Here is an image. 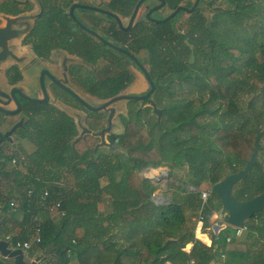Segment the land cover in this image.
Segmentation results:
<instances>
[{
  "label": "trees",
  "instance_id": "1",
  "mask_svg": "<svg viewBox=\"0 0 264 264\" xmlns=\"http://www.w3.org/2000/svg\"><path fill=\"white\" fill-rule=\"evenodd\" d=\"M37 1L42 12L25 40L35 54L48 59L53 51L63 50L91 63L110 54L107 58L112 57L116 66L122 67L123 77L115 76L113 81L100 78L96 87L90 88L91 95L105 100L121 94L125 85L120 86L115 81L133 80L131 76L124 77L125 65L130 59L98 42L72 19L69 8L74 0ZM138 1L111 0L108 6L119 17L130 18ZM222 1L226 8L214 13L208 11L206 14L204 6L210 8L211 5L209 1L200 0L194 12L181 11L168 22L157 23L138 17L127 32H114L113 40L122 42V47L133 55L146 54L144 64L157 86L154 102L162 111L161 122L157 116L149 121L147 116L154 114L153 109L135 108L137 102L132 101L130 118L121 116L123 133L108 136L110 144L123 151L101 153L95 150L100 139L90 134L80 137V130L71 115L50 103L26 102L24 111L28 116L17 133L23 139H30L35 150L28 159L25 157L26 163L22 166L25 171L17 166L8 170L3 168L4 160L9 157L10 161L12 155L5 156L0 147V237L10 236L15 242L32 241L36 234L34 216L39 215L38 209L42 207L34 198L28 197L27 191L46 187L51 195L47 203L60 200L65 212L56 222L51 218L43 220L39 215L40 245L45 249L52 248L56 263L68 264V255L74 254L77 257L83 255L85 259H79L78 264H87L90 257L98 258L97 252L106 259L109 257L110 264H188L190 260L208 264L215 257L210 249L195 240L193 228L189 226V213L202 218L204 229L210 227L212 215L223 209L219 198L211 192L212 185L245 167L254 150L256 124L264 130L259 116L251 118L247 114L246 120L254 125L251 129L235 130L213 124L212 140L201 132L198 119L208 114L207 103L226 101V112L238 114L239 92L247 90L245 80L251 81L264 99V38L257 39V36L264 37V29L258 33L256 27L257 20L264 17V0ZM165 2L166 7L162 10L174 11L181 5L191 8L195 0ZM34 3L28 2L22 9L16 0H0V14L17 16L24 9H32ZM162 10L153 16L164 18L159 15ZM184 16L188 18L179 24ZM260 26L264 28V23ZM243 55H247L246 59ZM123 57H127L128 62ZM109 81L114 82V86ZM174 83H194L198 88L199 107L179 97V91L170 88ZM202 95H208V101ZM19 116L7 115L5 124L15 125ZM84 121L93 132L107 126L106 118L100 112L91 113ZM157 130H162V134L158 135ZM164 135L168 136L167 142L163 141ZM261 146L252 172L234 187V196L240 201L264 193V141ZM171 162L176 167L191 168L190 178L194 182L191 185L196 191L180 187V193L172 195L168 203L156 204L151 200L155 186L152 181L140 178L138 171ZM62 170L73 182L68 189L57 185ZM204 193H210L206 201L202 198ZM211 195L219 200L218 204ZM15 196L18 205L12 210L10 203ZM105 196L111 199V211L99 213L98 203ZM15 210L22 213L21 231L11 235L7 224L13 219L11 213ZM250 221H257V225L248 228L257 230L262 236L264 209L255 213ZM80 227L85 229L83 237L76 234ZM194 241L192 252L184 251L186 245ZM216 241H226V236L219 234ZM238 245L227 243V250ZM240 245L244 248L241 256L247 259L250 251L243 243ZM262 262L257 256L253 264Z\"/></svg>",
  "mask_w": 264,
  "mask_h": 264
},
{
  "label": "rangeland",
  "instance_id": "2",
  "mask_svg": "<svg viewBox=\"0 0 264 264\" xmlns=\"http://www.w3.org/2000/svg\"><path fill=\"white\" fill-rule=\"evenodd\" d=\"M29 2H33V0H28ZM26 1V2H28ZM86 2V0H74V2ZM206 2L209 1L210 3V8H207L206 6H204V10L206 11V14H208V11H212L213 13L215 12V10L217 9H223L226 8L225 3L222 0H213L214 2H211L212 0H205ZM25 2V3H26ZM158 2L157 1H150L148 4L144 5L141 9V13H139V17L142 19L144 18L146 11L148 10V8L157 5ZM27 6V4L22 5L20 8H25ZM207 8V9H206ZM26 10V9H25ZM172 11L164 9L160 12L159 15L165 17L168 16ZM40 14V9L38 4L35 2L33 4L32 9L26 10L24 13L22 12L19 15H31V16H37ZM92 15V14H91ZM207 16V15H206ZM210 16V14H209ZM186 18H188L187 16H184L183 20L179 21V24H183L186 20ZM37 18H33L31 20L32 25H34L35 20ZM4 23L0 25V28H4L6 26V21L3 20ZM123 24L126 25L129 21V18H124L122 19ZM257 30L258 33L260 31H262L264 28H262L260 26V24L264 23V17H260V19L257 20ZM30 28V27H29ZM27 28V26H21V24L18 23H14L13 24V29H17V31H21L24 29L25 33L18 35H15V38H13L12 40H8L7 41V45L8 48L11 52V54L8 55V57L6 58V60L4 62H2L1 64V71L6 70L10 65H12L14 62H18L20 63L22 68H24V66L28 65L30 66L28 68V70L24 71V74L26 76V82H25V86H26V92L28 94L31 95H39L40 94V90H37V85L39 84L38 79L40 81L39 86H42L41 84V76H42V72L40 74V71L44 68H50L52 67L51 65L54 63H57V66L59 68V58H57L56 56H52L51 60H43V59H39L36 57V55L33 53L32 49L30 48V46H21V41L22 39L25 37V35H27L29 32H31L32 27L29 29ZM29 29V30H28ZM261 38H264L262 36H257L258 40H261ZM0 39H3L2 34L0 35ZM7 40V39H6ZM1 41V40H0ZM2 52V48L0 47V53ZM13 54V56H12ZM142 57L146 58V54L143 53ZM243 57L246 59L247 55H243ZM21 58L26 59L25 62H21ZM125 58L124 60H126V62H128L127 57H123ZM72 60H70V63H72L71 61H73V63L77 64V63H81L82 62L79 61L77 58H71ZM193 61V58L190 59V62ZM241 62L244 64V60ZM241 62H239V64H241ZM31 63V64H30ZM130 65V64H129ZM105 67V61H101L97 66V72L101 73L102 70ZM245 67L243 66V69ZM90 67H86L84 66V76L86 75H90ZM252 68H246L245 70H249L251 71ZM104 72V71H103ZM252 73V72H251ZM0 74L3 75L4 80L5 75L3 74V72H1ZM40 76V78H39ZM242 78H244L242 76ZM49 83V79H46L45 81V86H48ZM245 84L247 86V90L243 93L239 92V112L238 114H234V115H230L229 113L226 112V108H227V102L225 101H216L211 103H207L206 104V108L208 110V114L206 113L204 116H200L198 121L201 123L202 125V129L201 132L203 134V136H206V138L211 139L213 138V134L215 133V128L213 127V124H219L220 126H228L232 129L235 130H240L241 128H247V129H251L253 128V122H251L250 120H246V115H250L251 118H256V117H260L261 122L264 123V99H263V95L260 93V90L258 88H256L255 86H252L251 81L248 82L245 80ZM2 82L0 80V89L3 90H9L7 88V86H2ZM10 88V87H9ZM148 88V83L146 81V79L144 77H142L141 75L137 78L136 83L128 90L126 91L127 94H141L144 93V91H146V89ZM174 92H178L179 91V97H181L183 100H186L189 103L193 104L194 107H199V102H198V92H197V87H195L194 83L189 84H179V83H174L171 87H170ZM40 89V87H39ZM207 94V93H206ZM81 96L92 106H97L100 105L101 103H103L104 101L98 100L92 96L86 95L85 92L81 91ZM203 96V95H202ZM204 100L208 99V95L203 96ZM152 99L154 100V98L152 97ZM180 99V98H179ZM186 101L184 103H186ZM208 101V100H207ZM50 104L52 106H54L56 109H59L61 111H64L66 113H68L69 115L75 117L73 114V112H71L70 110H66L65 107H63L62 105H60L58 103V100H56L55 98H52L50 101ZM187 104V103H186ZM127 102H121L119 105H115L114 107L116 108V111L118 112V117L116 115V118L114 119V124L111 130V133H115V134H120L123 133V127L121 125V116L122 115H126L127 114V110L128 107H126ZM122 106V108H121ZM135 108H144V107H149L147 105H142L141 102H139L137 105H134ZM82 110V109H81ZM122 111L121 114L119 113V111ZM85 113H82L81 111H77L80 113L81 118L84 121V118L87 114H90V112L82 110ZM211 111V112H210ZM100 114H102L103 116H105V112H100ZM120 114V115H119ZM107 118V116L105 117ZM148 120L151 121V119H156V115L152 114V116H147ZM126 119V118H125ZM2 130H4L5 128L2 127ZM158 131V135L162 134V130H157ZM264 134L261 137V141L260 143H262V141H264ZM107 141L108 140V136H106ZM15 142L14 144H12L11 146H9L7 143H5V145L3 146V154L5 156H10L12 155V157L14 155H17L18 157H20L19 154H23V156H25L27 159L30 156L31 153H33V151L35 150V145L32 143V141L28 138H21L17 133L14 136ZM163 141L167 142L168 141V136L164 135L163 137ZM101 153H109L111 151H109L107 148H102L100 149ZM22 156V155H21ZM171 164L174 166V163H165L163 166L158 167L159 169H164L168 172V176L161 179L162 182L160 183L159 180H156L157 182H154V186L157 188L159 187L160 190H162L161 192L165 194L166 197H170L172 195H176L179 194L180 191L179 190V186H186L187 190L189 191V188L192 187V183H194L191 178H190V173H189V169H191L188 166H184V167H176V166H171ZM4 169H13L14 167L12 165H10L9 163V157L8 159L6 158L4 160V165H3ZM153 168V167H150ZM23 169V168H20ZM157 169V168H155ZM140 175V173H139ZM142 175V173H141ZM142 178H148L151 179L149 177H142ZM63 180V181H62ZM61 183L63 184H68V186L72 185V183L69 181V177H67L65 175V170H62L61 173V178H60ZM70 184V185H69ZM206 196V195H205ZM212 196V200L215 203H219V200L214 196ZM189 213V212H188ZM192 213H189V216H191ZM225 212L223 209H220L218 211V215H219V219L222 222L223 220V216H224ZM193 217H197L198 219V215H193ZM193 226V224H192ZM229 227L230 230V226ZM73 258H75V255H73Z\"/></svg>",
  "mask_w": 264,
  "mask_h": 264
},
{
  "label": "water",
  "instance_id": "3",
  "mask_svg": "<svg viewBox=\"0 0 264 264\" xmlns=\"http://www.w3.org/2000/svg\"><path fill=\"white\" fill-rule=\"evenodd\" d=\"M16 1L20 3H25L28 0H16ZM33 1L38 4L40 13H41L42 12L41 4L37 0H33ZM147 1H150V0H139L137 2L134 8V11L129 19V23L126 27L123 26L122 19L115 13H111L109 11L105 12L101 9H97L96 6L99 4V0H91L92 3L89 6L74 3L71 5L69 9V14L72 17V19L75 22H77L81 26V28L84 29L87 33H89L91 36H93L98 41L129 56L135 62V64L139 67V69L142 71L145 79L149 82V85H150V89L148 91L146 90L147 92L144 91V93H141V94H125V93L123 94L122 93L115 97H112L109 100L104 101L100 105L92 106L85 99H83V97L79 96L73 90L61 84L62 88H64L71 96L77 99L82 105H84L90 111L92 112H103L104 111L109 114L106 120L107 126L98 132H93L86 125H84V121L81 118V115L79 112L71 111L74 113L73 115L75 117L73 116L72 117L75 119L76 124L80 130V135H79L80 137L90 134L100 139L99 143L95 147V150H99L101 148H107L111 152H114L116 150L123 151L122 148L111 145L110 142L107 141V138H106V136H108L111 133V130L114 124V119L116 118V115L118 113L116 111V108L114 107L115 105L117 104L119 105L121 102L128 101V100H137L141 102L142 105H147L153 109L154 114L157 116L158 122H161L162 111L157 107L156 103L152 99L153 94L155 90L157 89V86L151 79L148 71L145 69L142 63L139 62L138 59L134 55H132L130 52H128L127 50L120 48L117 45H114L113 43H110L109 41L101 37V35H99L95 31L87 27L85 24H83L78 19L77 15L75 14V9L79 8V9L96 10V11L100 10L101 12L107 13L108 16H111L112 18H114L122 29L129 30L134 25L136 19L138 18V14H139V11L142 5ZM156 1H158L159 3L149 10V12L147 13V18L157 23L168 22L172 20L174 17H176L178 13L181 11L186 12V13L194 12L198 8V4L200 2V0H195L191 8H187L186 6L181 5L177 7L174 11H172L170 15H168L166 18L162 20H156L151 17L152 13H155L166 7L165 0H156ZM211 2H214V1L212 0ZM39 15L37 16L35 15L34 16H31V15L30 16L29 15L28 16L27 15L10 16V15L0 14V17L6 21V26L4 28H0V35L2 34V37H3V39H0L1 40L0 47L2 48V52L0 53V68H1L2 62H4L6 58L8 57V55L11 54L8 48V45H7V41L15 38L16 34L21 35L25 33L24 30H27V29L22 30L23 33L21 31H17V29H13V24L19 22L21 26H27V28L29 27L33 28L31 20L35 17L38 18ZM45 72L46 71H44L41 76V84H42L43 95H44L43 98L31 97L30 95L23 93L18 88H14L11 92L0 89V112L4 113L5 115H13V114L18 113L21 105L19 101L17 100V97H16L17 95L21 97L22 99H25L32 103H40V104L50 103V96L45 89V85L43 81V76ZM50 77L57 84L60 83L59 81H57L55 77H52V76ZM12 98L14 99L17 105V109H9L6 106H4L5 104H7L6 102L11 101ZM23 127H24V119L22 118L15 125L11 126V128H5L4 130L0 129V147H1V144L6 140L10 142L13 141V138L17 130ZM256 130H257V135L255 139L254 150H253V153L250 159L246 162L245 167L237 172L228 174L221 181L212 185L211 192L216 194V196L221 201L223 210L225 211V214L223 216V222L228 226L243 227L245 226L246 222L250 220L251 217L255 213H258L264 209V193H261L258 196L252 199L246 200V201H240L236 199L234 196V187L250 175V173L253 170L254 165L257 163L258 154L262 149L260 141H261L262 135L264 134V130L261 129L258 123L256 124ZM206 194L209 195L210 193H206ZM220 227L221 226H218V228ZM51 250L52 248L49 247L48 249H46L45 253L37 256L33 261H28L26 257L27 251L23 249L15 248L12 242L9 240L0 239V256L7 260H12L14 264H39L44 259L45 255Z\"/></svg>",
  "mask_w": 264,
  "mask_h": 264
},
{
  "label": "flooded vegetation",
  "instance_id": "4",
  "mask_svg": "<svg viewBox=\"0 0 264 264\" xmlns=\"http://www.w3.org/2000/svg\"><path fill=\"white\" fill-rule=\"evenodd\" d=\"M110 1L111 0H99V4L96 6V8L97 9H101V10H103L105 12L106 11H109L111 13H115L108 6V4L110 3ZM28 2L21 3V6L27 4ZM74 3H78V4H82V5L89 6V5H91L92 2H91V0H86V2H83L82 1V2H74ZM153 7L154 6L148 8V10L146 11V14H145L144 17L147 18V13ZM141 9H142V7H141ZM141 9H140L139 13H141ZM25 11L26 10L24 9L21 12L24 13ZM75 14L77 15L78 19L83 24H85L87 27H89L90 29H92L93 31H95L96 33H98L99 35H101V37H103L105 40L109 41L110 43H113L114 45H117L120 48H123V49L127 50L126 47H122V45H123L122 42L113 40V34H114V32H116L118 30H121L123 32H127L128 30L122 29L120 27V25L117 23V21L114 18H112L111 16H108L107 13L101 12L100 10H97L96 11V10H86V9L76 8L75 9ZM139 15L140 14H138V17H139ZM153 15H154V13H152L151 17L154 18V19H156V20H162V19H164V18L167 17L166 16V17H164L162 19H159V18H155ZM120 18L121 19H124L122 17H120ZM3 20L4 19H2L0 17V25L4 23ZM128 23H129V21H128ZM128 23L126 25L123 24V26L126 27L128 25ZM29 34H30V32L27 35H25V37L22 39L21 46H26V47L27 46H30V48L32 49L33 53L35 54V52H34L32 46H31V44L25 42V40H26V38H27V36ZM98 42H100V41H98ZM100 43H102V42H100ZM106 46L109 47V48H111L112 50H114L117 53L119 52L121 54H124V53H122L120 51L115 50L114 48H112V47H110L108 45H106ZM53 55L56 56L57 58H59V64H58L59 65V68L57 66V63H54V64L51 65L52 67H50V68H45V69L43 68L40 71V74H41V72L43 73L44 71H46L45 74H44V76H43V81H44V85H45L46 79H49L48 86H45V89H46L47 93L50 96V101H51L52 98H55L56 100H58V103L60 105H62L63 107H65L66 110L75 111V112L76 111H81L82 113H85V112L82 111V110H85V111L90 112V114L91 113H95V112H92L90 110H87L84 105H82L77 99H75L64 88H62L61 84L64 85V86H66L67 88L73 90L79 96H81V91L85 92L86 95L92 96L91 95L92 93H91L90 88L91 87H96V83H98V81L100 80V78H101L102 81H106L107 78H109L108 80L112 79V81H113V80H115V76L123 77V74H121L122 67L121 66H116V64H115L116 61L112 57L111 58H107L110 54L108 56L101 57L97 61V63H91L88 60H84V59L80 58L79 56L69 54L68 52L63 51V50L62 51H53L51 53V55L49 56L48 59L40 58L37 55H36V57L39 58V59H43V60H49V59L51 60V57ZM134 56L138 59L139 62L142 63V65L145 67V69L148 71V73L150 75V72H149L148 68L144 64L146 58L142 57V54H140V55H134ZM73 57L74 58H77L79 61H81L82 62V65H81V63L80 64L79 63L75 64V63H73V61H71L72 63H70V60H72L71 58H73ZM127 57H128V59H130V63H129L130 65L129 64L128 65L127 64L126 65L124 64L125 65V68H126V71H125L126 74L124 75V77L125 78H128V76H131L133 80L131 82L125 80L123 83L121 81H115V83L118 82L117 84H119L120 86L125 85V87H123L122 90H121V94L122 93L123 94L124 93L127 94L126 91H128L136 83V80H137V78L140 75L142 77H144L142 71L135 64V62L129 56H127ZM21 59H22L21 62H23V63L26 60L24 58H21ZM101 61H105V67L103 69H101L102 72L99 73V72H97L96 66ZM121 63H123V62H121ZM124 63H125V61H124ZM21 66H23V65H21L18 62L17 63L14 62L12 65H10L4 71H1V68H0V73L3 72V74L5 75V78H6L5 79L6 80V83L4 84V86H7V88L9 89L7 91L8 92H11L14 88H18L23 93H25L27 95H30L31 97L43 98V96H44L43 95V88H42V86H39L40 89L38 87V85L40 84L39 79H38L39 84L37 85V90L38 91L40 90V94L39 95H31V94H28L26 92L25 82H26V79L27 78H25V76H24L25 75L24 74V71L25 70L27 71L30 66L26 65V66H24V68H22ZM84 66H86V67L89 66L91 68L90 69V75L84 76V74H85L84 73ZM50 76L55 77L57 79V81H59L60 83L57 84ZM150 77H151V75H150ZM39 78H40V76H39ZM94 80H95V82H94ZM92 81H93V83H92ZM111 82L109 81V84ZM147 83H148V88L146 90L148 91L150 89V85H149V82L148 81H147ZM111 84H112V86H114V82L111 83ZM104 91H107V90L104 89ZM156 91H157V89L155 90V92ZM155 92H154V94H155ZM16 97H17V100L19 101V103L21 105L19 112L16 113V114L20 115L19 116L20 117V120L23 118L24 119V123H25V119L28 116L25 113V111H24V107L26 106L27 100L22 99L18 95ZM92 97L98 99L95 96H92ZM98 100H101V99H98ZM106 100H109V99H105V100H101V101H106ZM132 101H136L137 104L139 103V101H137V100H128V101H126L127 102L126 107H128V109H126L127 110L126 116L128 118H130V116H131V108L133 106ZM6 103L7 104H5L4 106H6L7 108H9V109H17V105H16V103H15V101H14L13 98L11 99V101L6 102ZM137 104H135V105H137ZM121 112L122 111L120 110L119 113L121 114ZM90 114H87L85 117L90 116ZM13 115H15V114H13ZM104 115H105L104 117L107 116V118L109 116V114L107 112H105ZM6 116L7 115H5L4 113H1L0 112V129L2 127H4V128H11V126L8 127L9 125L5 124ZM117 117H118V115H117ZM107 118H106V120H107ZM5 126H7V127H5ZM110 134H112V133H110ZM14 142H15V139L14 138H13V141H11V142L8 141V140H6V141H4L1 144V148L3 149V146L5 145V143H7L9 146H11L12 144H14Z\"/></svg>",
  "mask_w": 264,
  "mask_h": 264
},
{
  "label": "crops",
  "instance_id": "5",
  "mask_svg": "<svg viewBox=\"0 0 264 264\" xmlns=\"http://www.w3.org/2000/svg\"><path fill=\"white\" fill-rule=\"evenodd\" d=\"M25 78H26V76H25ZM0 80L4 86V84L6 83V80H4L2 74H0ZM84 120H85V118H84ZM84 125H85V123H84ZM19 155L21 156L23 154H19ZM13 157H18V156L14 155ZM8 170H10V169H8ZM22 170L25 171V169H22ZM142 170H144V169H142ZM140 171H138V175H139ZM139 176H140V178H142L141 175H139ZM142 179H148V178H142ZM148 180L152 181L153 185H154V182L156 183L154 178H151ZM69 181L73 184L71 178H69ZM57 185L60 187H63V188L65 187L67 189H68V187L72 186L70 184H69L70 186H68L67 183L63 184V183H61V181ZM179 187L186 188V186H182V185ZM155 188H156L155 189L156 192L162 191V190H160L159 187L157 188V186ZM189 191H196V189L192 186L191 188H189ZM163 195L165 196L164 193H163ZM203 195L205 196L206 193H204ZM203 195H202V198H203ZM206 199L203 198L204 201H206ZM12 200L18 202L17 196H15ZM169 201H170V197H167L166 203H168ZM110 211H111V199L108 198L107 196H105L103 198V200L98 203V212L99 213H108ZM38 214L41 216V218L43 220L47 219V218H51L53 221L56 222V221H59V219H60L58 217H54V218L50 217L44 209H38ZM11 215H13V219L8 221L7 225L11 231V235H17L21 231L20 225H21V221H22V213L19 210H15V211H12ZM1 217H2V215H1ZM192 224H193V226H192ZM251 225L256 226L257 221L252 222V221L248 220L244 226L245 230L242 233V235L240 237H236L234 235L235 228L230 226V230H229V227H227L228 225H226L223 222V220H222V222L220 221L218 213H214L212 215V217L210 219V227L207 229H204L203 221H200V218L197 219V217H193V216H190V218H189V226L191 228H193L195 240L202 243L206 248L210 249V252H212L215 255L214 258H211V260L209 261L208 264H253V262L255 261V257H257V256L261 257V259L263 261L262 264H264V234L262 236H260V234L257 233V230L252 231L251 229H249L248 227ZM218 226H221V227L218 228ZM84 233H85V229L83 227L77 228L76 234L78 237H83ZM219 234H224V236H226V241H227V236L230 235L232 237V240L230 242L216 241L218 239ZM201 236H204V238ZM0 239L6 240L3 237H0ZM232 241H234V243H231ZM195 243L196 242L194 241V242L187 244L186 247L184 248V251H186L187 253H191L194 246H195ZM227 243L239 244V245L233 246L231 248L232 250L229 251V250H227ZM241 243H243V245H245L246 248L249 249V251H250L249 252L250 255L247 259H245L241 256L242 253H244V251H243L244 248L242 245H240ZM48 248H46V249H48ZM46 249L43 248V246H41V245H37V244L33 243L32 249L30 251L26 252L27 260L33 261L37 256L45 253ZM96 254H97L96 257H98L97 259L95 257H90V260H86V263L87 264H110L109 261H107V259H109V257H107V259H106L105 256L100 254V252H97ZM73 255L74 254L68 255V259H69L68 264H78L79 259L85 261L83 255H81V257L75 256V258H73ZM101 258H103L102 261L100 260ZM56 261H57L56 256L54 254H52V250H51L50 252H48L45 255L44 259L39 264H59L58 262L56 263ZM88 261H89V263H88ZM103 261H105V262L103 263ZM0 264H14V263L12 260H7V259L0 256ZM167 264H173V263L168 262Z\"/></svg>",
  "mask_w": 264,
  "mask_h": 264
},
{
  "label": "built area",
  "instance_id": "6",
  "mask_svg": "<svg viewBox=\"0 0 264 264\" xmlns=\"http://www.w3.org/2000/svg\"><path fill=\"white\" fill-rule=\"evenodd\" d=\"M9 163L12 166H17L19 168H22V166L26 163L25 160V156H20V157H12L9 161ZM142 173V175H141ZM155 173V174H153ZM158 174H161L160 177H156ZM140 175L141 177H151L154 178L155 181L159 180V182H162V178L164 180L165 176H168V172L164 169H159L157 167V169L155 168H145L144 170L140 171ZM157 182V181H156ZM163 192V191H162ZM161 191L156 192L154 191L151 195V200L156 203V204H163L167 202V197L163 195ZM27 195L28 197H32L34 198V200L37 201V203L42 207V209H44L48 215L52 218L54 217H58L61 218L65 215V212L63 211L62 207V203L60 200L55 201L53 203H47L49 198H50V191L48 188H44L42 187L41 189L37 190V188H29L27 191ZM207 194L206 196L203 195V198L206 199L207 198ZM11 208L12 210L17 208V201L12 200L11 203ZM34 221L36 222V229H35V236L34 239L32 241H21V240H17L16 242L13 240V238H11L10 236H7L5 239L9 240L12 242L13 246L15 248H19V249H23L25 251H30L32 249V245L33 243L40 245V243L42 242V237H41V233H42V228H41V218L39 217V215L34 216ZM200 221H202V218H200ZM234 235L236 237H240L242 235V233L245 230V227H234ZM232 240V237L229 235L227 236V242H230ZM188 264H196L194 260H190Z\"/></svg>",
  "mask_w": 264,
  "mask_h": 264
},
{
  "label": "bare ground",
  "instance_id": "7",
  "mask_svg": "<svg viewBox=\"0 0 264 264\" xmlns=\"http://www.w3.org/2000/svg\"><path fill=\"white\" fill-rule=\"evenodd\" d=\"M153 174H155V173H153ZM161 176V174H158L156 177H160Z\"/></svg>",
  "mask_w": 264,
  "mask_h": 264
}]
</instances>
